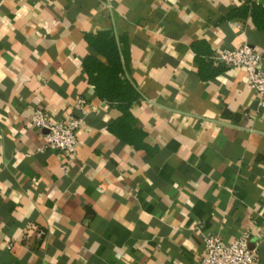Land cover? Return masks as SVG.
<instances>
[{"label":"crops","instance_id":"1","mask_svg":"<svg viewBox=\"0 0 264 264\" xmlns=\"http://www.w3.org/2000/svg\"><path fill=\"white\" fill-rule=\"evenodd\" d=\"M253 3L0 0V264H200L207 236L245 234L264 264V110L245 68L217 57L249 44L264 66ZM97 33L141 96L138 145L85 70L108 64ZM37 108L85 117L74 162L42 148Z\"/></svg>","mask_w":264,"mask_h":264},{"label":"built area","instance_id":"2","mask_svg":"<svg viewBox=\"0 0 264 264\" xmlns=\"http://www.w3.org/2000/svg\"><path fill=\"white\" fill-rule=\"evenodd\" d=\"M218 59L227 67H242L248 73V86L259 94V107L264 110V66L263 55L249 44L229 49H220ZM86 98L78 99V109L82 114L87 113ZM96 105H92L94 110ZM70 115L68 120L50 118L45 110L37 108L32 116V122L43 132L45 142L42 148L58 150L64 153L71 162L75 161L79 139L77 131L85 123L83 115ZM68 165H64L66 168ZM206 248L200 259V264H255L257 254L250 247L248 234L231 242H226L220 235L207 236Z\"/></svg>","mask_w":264,"mask_h":264},{"label":"trees","instance_id":"3","mask_svg":"<svg viewBox=\"0 0 264 264\" xmlns=\"http://www.w3.org/2000/svg\"><path fill=\"white\" fill-rule=\"evenodd\" d=\"M244 9L251 14L256 27L264 31V7L253 3ZM87 40L92 48L108 60V64H105L98 57L89 56L84 61V67L98 97L113 106L116 105L122 112V118L118 123L119 129L113 130L133 145H138L145 133L135 125L136 119L132 116L130 108L141 96L135 85L120 76L124 69L117 39L111 33H97L88 35Z\"/></svg>","mask_w":264,"mask_h":264}]
</instances>
